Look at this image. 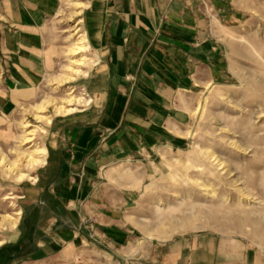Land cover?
Masks as SVG:
<instances>
[{
  "label": "crops",
  "instance_id": "1",
  "mask_svg": "<svg viewBox=\"0 0 264 264\" xmlns=\"http://www.w3.org/2000/svg\"><path fill=\"white\" fill-rule=\"evenodd\" d=\"M82 4L79 22L95 60L79 86L92 104L47 122L45 160L20 185V219L0 247V264L9 249L23 254L10 264H102L109 253L125 249L130 231L123 218L140 167L164 149L188 146L182 133L192 102L227 82V60L212 42L209 11L213 4L220 13L227 10L222 2ZM60 7L61 0H0V138L18 104L56 66L49 30ZM166 250L156 264H197V246L190 242Z\"/></svg>",
  "mask_w": 264,
  "mask_h": 264
},
{
  "label": "rangeland",
  "instance_id": "2",
  "mask_svg": "<svg viewBox=\"0 0 264 264\" xmlns=\"http://www.w3.org/2000/svg\"><path fill=\"white\" fill-rule=\"evenodd\" d=\"M86 1L72 0L71 9L61 0L49 30L56 66L46 78L59 73L65 64L62 51L69 45L67 37L77 33L76 37L85 38L79 21ZM217 1L227 10L220 13L214 4L209 9L212 42L227 60V82L214 84L192 102L190 120L182 133L188 138V146L179 151L164 149L140 167L141 176L132 185L136 192L123 218L130 231L125 246L119 244L125 249L119 248L120 253L114 256L109 253L101 259L102 264H156L161 249L169 252L187 242L197 246V264L264 263V0ZM85 54L90 60L83 70L89 71L95 57L89 48ZM83 76L72 74L65 84L54 85L59 86L55 94L45 87L46 79L31 98L19 103L0 138L1 153L15 160V148L29 152L42 146L48 117L69 114L57 113L54 104L39 116L33 112L31 106L47 94L58 103L71 101V107L76 108L73 112L89 108L90 94L79 86ZM24 122L32 126L23 129ZM23 136L33 140L19 148ZM18 164L19 170L33 175L42 163L32 169L23 161ZM26 180L29 178L17 182L16 174L8 175L0 168V247L18 225V219L12 225L9 217L19 218L15 213L20 210V185ZM176 193L180 200L175 199ZM183 201L185 204H181ZM159 205L161 213L157 211ZM169 206L179 209L168 214ZM92 224L90 218L85 220L87 227ZM21 253L6 251V264L15 254L23 256ZM109 256L114 257L111 263Z\"/></svg>",
  "mask_w": 264,
  "mask_h": 264
},
{
  "label": "bare ground",
  "instance_id": "3",
  "mask_svg": "<svg viewBox=\"0 0 264 264\" xmlns=\"http://www.w3.org/2000/svg\"><path fill=\"white\" fill-rule=\"evenodd\" d=\"M71 1L72 0H64V2L67 4L68 8L72 9V8H74V5L72 4ZM60 13H61V11H60ZM73 16L74 15H70L69 18H71ZM76 36H77V33H73L67 37V41L69 42V45L66 48H64V50L62 51L63 57L65 59V64L62 66L60 72L57 73L56 75L49 76L46 80V86L45 87L51 88V92H53V94H55L59 88V86L56 88H54L53 86L56 84H59L60 86L62 84H65L69 79L72 78V74L73 75L74 74H80V73H82L84 75L87 74V71L83 70V68H84V66L87 65V62L90 60V58H88L89 56L87 57V55L85 54L86 50L89 47H88L86 38L76 37ZM70 95H71V93L67 94V96H69V97H70ZM57 100L58 99L53 97L51 94H47L39 102L33 104L31 106V109L37 115L39 113L41 114L43 111H45L48 108V106H50V104H54L56 106L57 113H60L62 111L70 113V112H73L76 110V108L71 107L72 106V105H70L71 101L67 100V104H66V102L63 101L62 99H61L62 101L60 103H58ZM33 115H34V113H33ZM40 117L46 118L44 116H40ZM49 120H50V117H48V121ZM31 126L32 125L28 122L23 123V129L30 128ZM32 140L33 139L31 137H24L23 136L20 140L21 144H20L19 148H24L25 146L31 144ZM1 152L2 151H0V168H4L8 175L16 174V181L17 182H22L25 178H29V180L33 179L32 174L19 170L20 167H19L18 163L20 161H23L24 163H26L27 168L32 169L34 166H37V165L44 162V160H45L44 155L46 154L45 148L41 147V146L36 147L35 150L29 151V152H21L20 149L16 150V148H15V152L17 153L16 159L14 158L15 160H12V159L9 160ZM175 199H177V200L181 199L179 194L177 195V193H176ZM190 199H191V196H189V200ZM3 200H7V198L4 197ZM190 202H191V200H190ZM181 204H185L184 201L181 202ZM190 205L192 208L193 203L191 202ZM178 209H179L178 207H175V206L170 207L169 206V207H167L166 211L168 214H174L175 212L178 211ZM157 211H158V213L163 212V209L161 208L160 205L157 207ZM18 215H19V213H15V216H18ZM9 218H11L10 223L12 225H15L18 218H14L12 216Z\"/></svg>",
  "mask_w": 264,
  "mask_h": 264
}]
</instances>
